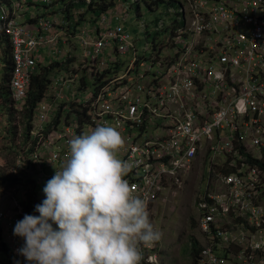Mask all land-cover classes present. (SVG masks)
Listing matches in <instances>:
<instances>
[{"label": "built area", "instance_id": "obj_1", "mask_svg": "<svg viewBox=\"0 0 264 264\" xmlns=\"http://www.w3.org/2000/svg\"><path fill=\"white\" fill-rule=\"evenodd\" d=\"M52 1L0 0V21L13 56L10 101L18 111L27 105L41 63L69 61L51 77L44 95L50 105L41 101L36 108L35 123L27 135L29 149L36 148L30 159L34 165L25 164L28 171H43L46 164L57 168L68 155L70 138L97 124H108L121 134L123 143L117 157L132 165L125 176L129 174L132 179L128 182L133 194L148 203L164 178L178 182L177 178L192 167L197 152L208 155L213 170L207 173V186L198 202L197 229L204 246L196 264H264V0H221L207 16L200 12L207 6L190 11L192 17H202L200 29L221 24L234 31L227 35L213 30L197 38L205 47L224 45L233 47L232 52L173 63L160 72L170 86L157 91L139 67L119 71L128 47L120 39L118 50L108 51L106 40L113 38V28L101 20L104 15L95 17L92 1L78 0L81 4L72 7L68 4L60 15H69L57 32L48 27L51 16L37 17L34 25L20 23L29 3ZM181 1L189 6L188 0ZM90 7L93 10L89 11ZM121 16L117 15L119 19ZM90 23L93 28H88ZM194 38L189 34L187 40L179 42L184 47H199V43L189 42ZM74 41L82 47L76 59L86 67L78 79L65 70L73 65ZM0 43L6 47L4 39L0 38ZM42 49H48L43 57L39 55ZM67 82L71 84L57 102L59 87ZM90 90L88 116L108 115L109 119L87 121L79 132L66 128L64 136L52 134L46 125L48 117L68 110V117L75 119L83 92ZM17 115L20 125L19 112ZM165 118L170 123L163 129ZM19 131L24 132L22 128ZM159 138L164 143L162 149L150 145ZM20 154L18 167L27 159L24 152ZM18 214L0 217L9 248L25 263L17 252L23 240L13 235ZM156 242L141 246L140 264H161Z\"/></svg>", "mask_w": 264, "mask_h": 264}, {"label": "clouds", "instance_id": "obj_2", "mask_svg": "<svg viewBox=\"0 0 264 264\" xmlns=\"http://www.w3.org/2000/svg\"><path fill=\"white\" fill-rule=\"evenodd\" d=\"M122 143L108 124L67 141V157L34 206L38 215L25 213L14 224L25 264H140L141 246L161 238L146 200L124 178L132 165L117 157Z\"/></svg>", "mask_w": 264, "mask_h": 264}, {"label": "bare ground", "instance_id": "obj_3", "mask_svg": "<svg viewBox=\"0 0 264 264\" xmlns=\"http://www.w3.org/2000/svg\"><path fill=\"white\" fill-rule=\"evenodd\" d=\"M80 1H78V0H76V1L75 0H53L51 4H44V3H39V4H43L45 6H48L49 8H47V10L48 11L51 10L52 15H54V14H57L55 12V7L57 5H60V4L64 5V9L61 11V12H63L65 10V8L68 6V4H70L72 7L74 5L81 4ZM87 1H90V0H87ZM220 1L221 0H188L189 6H187V4H185L181 0H133L132 4H130L128 1L117 3L115 8L109 10L108 11L109 13L107 12V14L104 17H102V19H101V20H104L109 26H111L113 28V31H112L113 38L111 40H106V44L108 46V51L118 50L119 40L122 39L123 43L128 47V51H127V54L125 55L124 59L130 57L132 54L134 57L132 60V63L128 67H130V66L136 67L137 66L140 68L142 73L145 72L147 74V76L150 77V81L152 82V87L156 91H157V89H166L170 86V83H169L168 79H166L164 76H162L160 74V72L163 70L166 71L168 68H170V66L173 63H176L179 60H183V62L184 61H186V62L187 61H202L203 58H205L207 60V58H210L211 56H222V55H225L227 53L232 52L233 47H224V45H222L220 47H218V46L205 47V46H203L202 42L200 40H198L197 38L206 37L209 34H211L213 32V30H218L219 32H224L227 35H231L232 33L234 34V31L226 28L224 25H221V24H214L208 28L200 29V26L202 25L201 24L202 22H200V19L202 17H192L191 15H189L190 11H194V10H197L200 8H205L207 6L206 11H200L204 14V16H207L217 5H219ZM142 2H144L146 4V6L148 7L149 12L151 14H157L160 8H162V10H164L166 12V14L161 13L163 15L162 19L158 18V19L154 20L155 21V27H154L155 31L161 33L163 35V39L156 41V43L154 44L153 49L151 51V55L145 60L138 58V56L135 52V44L132 41V37H131L130 33L128 32L126 27L125 28L122 27L123 20L127 19L132 8L135 6V8L138 7V9L140 10ZM206 2H207V5H206ZM39 4L29 3L27 8L37 6ZM94 6L96 7L95 10H97L100 7V3H97ZM27 8H26L25 13L23 14V17H22L20 23H22L23 25H34L35 19L37 17H34L33 19L31 18L27 22H24V20L28 19ZM118 14L122 15L120 18V19H122L121 21L117 17ZM68 15L69 14H67V13L63 14V15L57 14V16H55V17H53L47 21L48 27L50 29H52L54 32H57L60 29L62 23L64 22V20L67 18ZM94 15L96 18H99L98 16H96V14H94ZM38 17H41V19H43V17H45V16H38ZM0 18H1V16H0ZM142 26L144 28L145 23H143ZM93 27H94L93 23H90L88 25V28H93ZM2 30H3V24H2ZM183 30H186L187 32L182 33L181 31H183ZM214 32H216V31H214ZM118 33H119V35H116ZM189 34H192L196 37L194 39H190L189 42L192 45H196V43H199L198 44L199 47H196V46H192V47L185 46L184 47L183 45L180 44V42H179L180 39L187 40V37ZM180 35H181V37H180ZM101 36H103L102 33H101ZM2 46H3V43H0V47H2ZM73 47L76 48V52L73 56V65H72V67H70V69H65V70H68L70 73L74 74L76 79H78L79 77L84 75V73L86 72V67L76 59V54L79 53V51H78V48H77L75 41L73 42ZM175 48H180L181 51L178 53H175L174 52ZM47 50L48 49L40 50L39 55L43 57V54ZM236 51L240 52V48H236ZM57 63L61 64V66H64V65H67V63H69V61L65 62V60L62 59V60L58 61ZM124 66H125L124 61H121L120 66H119V71ZM69 84H71V83L67 82L66 84H63L59 87V92L57 93V102L59 100V95L63 93V91L65 90V88ZM83 93H85V96L81 100L80 107H79V110L76 112V118L75 119H71L70 117H68V114H66V116H64L65 112L66 111L68 112V110H64L62 112V114H60L58 116H49L48 117L46 125L48 126V128L52 134L57 135V136H64L65 134H67L66 128L67 129L73 128L76 132H79L80 128L85 126L87 121L92 120V121H104L105 122L109 119L108 115L95 117V118L88 116L87 111L89 109V103H90L89 96H91L92 93L90 91L83 92ZM43 105H50V101L44 99ZM9 106H10V108L14 107L11 103L9 104ZM169 123H170L169 120H167L165 118L163 120V123H162V128L165 129L166 126L169 125ZM15 126H16V128L19 126V128L16 129L17 133L16 132L15 133L17 135H19L20 137H24L23 135H21L22 131H19L20 128H22L25 131L23 126L21 124L15 125ZM22 144L23 143H21V145ZM150 145L151 146H157L158 149H162L164 147V143L162 142L161 138L154 140L153 143ZM29 146H30V142H28V145L25 147L27 149V151H26V149L17 150V160L20 157H22L20 154L21 152H24V155H26L27 159L24 161V163L20 167H18V165L15 164L14 167H11V171L16 173L18 176H24L25 182L26 181L28 182V177L29 178L32 177L33 178L32 181H33L34 185L38 187L40 182L42 181V179L40 177L41 176L40 171H37L36 173L33 174L32 172H29L28 168L25 166V164L34 165L30 162V159L33 158V155L36 151V148L34 147V148L29 149ZM121 151L123 152L124 149H121ZM199 156H202L201 160L198 158ZM132 159L134 160V158H132ZM62 161H63V159L58 162L57 168L60 166ZM201 163H204L208 166L209 173L213 170V168L210 167L208 155H205V154L201 155V153L197 152L196 156L193 160L192 167L197 169V172H198V169H199V166ZM50 166L55 167L52 165H50ZM0 167H4V165H0ZM192 167L190 168L189 171H192ZM189 171L184 173V175L179 176L178 178L176 177L178 182H176V180L174 178H169V177L164 178L160 183L159 189L154 192V194L152 196L153 198H151L150 201L147 203V210H149L151 203L154 202L155 200H157L160 197V195L166 191L167 187L174 189V188H179L180 186H182L185 182V175ZM43 172H44V170H43ZM36 175H38V178H34ZM124 178H126L127 180H129V179L132 180L129 174L126 175ZM14 190H16V189H14ZM26 190H28V189L26 188L24 191H26ZM12 192H13V190L8 191L7 196L11 197ZM43 195L44 194L42 192V198H43ZM18 204H20V206H19L20 210L16 211V207ZM16 207H15V211H13V210L12 211H6L5 214L19 213L18 216L16 217V221H17V220L21 219L23 217V215L25 214L26 207L24 206L23 203H19V202H17ZM35 214L38 215V213H35ZM0 223H1L0 230L3 229L2 232L4 234V242L7 244L6 235H5V233H6L5 232L6 231L5 230V224H4L3 220L1 219V217H0ZM203 246L200 247L199 253L202 250ZM7 247L9 248L8 244H7ZM9 252L13 257L16 258L15 254L11 251L10 248H9ZM199 253H198V255H199ZM198 255H197V257H199ZM197 257H196V259H198ZM16 259L19 260L18 258H16ZM196 263H197V260H196Z\"/></svg>", "mask_w": 264, "mask_h": 264}, {"label": "rangeland", "instance_id": "obj_4", "mask_svg": "<svg viewBox=\"0 0 264 264\" xmlns=\"http://www.w3.org/2000/svg\"><path fill=\"white\" fill-rule=\"evenodd\" d=\"M125 1H128L130 4H132L133 0H114L113 3L112 0L100 1L103 2L100 3V7H110H108V9L102 14L95 11L94 14H96L98 17L100 15L105 16L109 10L115 8L117 3ZM47 8L49 7L43 4L27 8L28 19L24 20V22H27L29 19H33L34 17L38 16L48 17L51 15V17H54V15H52V11H48ZM63 9V4L57 5L55 7V12L59 15L62 13L61 11ZM161 13L166 14L162 8L159 9L157 14H151L146 4L142 2L140 10L138 7L135 8L134 6L127 19L123 20L122 27H126L130 33L132 41L135 44V52L140 59H147L151 55V51L156 41L163 39V35L159 32H156L154 28V20L163 18ZM143 23H145L144 28L142 26ZM77 48L78 51L81 52L82 47L77 45ZM133 58L134 57L132 54L130 57L122 60L124 61L125 66L121 68L120 72H124L125 69H127V67L132 63ZM0 72L4 75L5 67L0 68ZM90 92L92 93V90H90ZM3 100L5 104L4 106L0 105V115L4 116V128H8L6 129V132H3L4 128L2 125L4 123L2 122L0 124V165H4V167H0V170L4 169L5 167H8L11 170V167H14L17 163V150H24L28 145L29 140L27 136L28 133L26 131L21 133V135L24 137H20L15 133V131L12 133V129L16 130L14 126L18 125V123L16 119L10 121V123H7V117L10 114L9 112H6L8 111L7 101L11 99L7 95H4ZM2 103L3 102H0V104ZM66 114L67 111L65 112L64 116H66ZM10 125L13 126L11 127V134L8 135L7 133L10 131ZM21 143L23 144L21 145ZM13 146L17 147V149H12ZM198 158L201 160L202 156H199ZM54 171V167H51L50 164H46L44 172L40 171V177L42 181L38 187L34 185L32 181L33 178L28 177L27 183L31 184V190L24 191V189H26L25 187H23L24 189L13 190L11 197L0 192L1 215L6 213L5 210L15 211L17 202L25 204V201L29 196L28 194L31 193L34 196V200H37L39 203L42 200V187L45 181L54 174ZM207 173H209L208 166L204 163L200 164L198 172L197 169L192 167V171H189L185 175V182L182 186L174 189L167 187L166 191L163 192L157 200L151 203L148 210L149 219L154 229L161 233V238L158 240V242H156L157 247L160 248L161 264L196 263V261H192L193 259L189 254V249L194 241L197 243L198 249L204 245L201 232L197 229V217L199 207L198 202L200 201L199 198L207 186ZM34 178H38V175H36ZM19 206L20 204L17 205L16 211L20 210ZM1 236L4 238L3 232L0 230V238ZM0 264H9V257L3 251H0Z\"/></svg>", "mask_w": 264, "mask_h": 264}, {"label": "trees", "instance_id": "obj_5", "mask_svg": "<svg viewBox=\"0 0 264 264\" xmlns=\"http://www.w3.org/2000/svg\"><path fill=\"white\" fill-rule=\"evenodd\" d=\"M100 1L104 0H93V6L97 3H103ZM114 0H112L113 3ZM108 7L110 6H101L97 10H94L95 12L104 13ZM93 10L91 7L89 9ZM0 38L4 39V43L6 44L5 47V57L7 62V68L5 67V75L2 80V83H0V99L3 102L0 104L1 106H4L5 102L3 100V96L7 95L11 98V90H10V83L12 80V71H13V56H12V47L10 44V41L7 36H4V31L2 30V24L0 22ZM46 61H50L49 58H47ZM61 67V64L54 63V64H43L41 63L36 71V74L33 78L32 87H31V93L27 99V105L23 109V111H18L16 109V106L10 108L9 104L11 101H7V110L6 112H9V116L7 117L8 121L7 123L12 120H15V118L18 117V112L20 115V124L23 126L25 131L28 133V135L32 132L34 123H35V117H36V108L39 106V103L41 101H44L47 91L49 90L50 84H51V77L56 73L57 69ZM118 69V66L115 67ZM83 84H85V80H83ZM3 116V115H2ZM9 125V124H8ZM13 125H10V131L7 133L8 135L11 134V127ZM8 128V127H7ZM14 128H16L14 126ZM19 126L16 128L18 129ZM16 132V130L12 129ZM17 133V132H16ZM12 149H17V147L13 146ZM34 150V149H33ZM32 150V151H33ZM31 151V152H32ZM17 164V163H16ZM28 184V185H26ZM23 187L27 188L28 190H31V184L25 182L24 176H18L16 173L12 172L8 167H5L4 169L0 170V192L3 194H7L8 191L14 190V189H24ZM25 190V189H24ZM28 199L25 201L24 206L26 207L25 213L28 214H34V206L38 203L37 200H34L33 194H28ZM40 203V202H39ZM2 232V230H1ZM4 235V234H3ZM0 251L5 252L9 257V264H15L17 259L13 257L10 252L9 248L7 247V244L4 242V238L1 236L0 238ZM189 254L192 257V261H196V257L199 253V249L197 248V243L194 241L193 244L190 246ZM20 264H25L24 262L20 261Z\"/></svg>", "mask_w": 264, "mask_h": 264}, {"label": "crops", "instance_id": "obj_6", "mask_svg": "<svg viewBox=\"0 0 264 264\" xmlns=\"http://www.w3.org/2000/svg\"><path fill=\"white\" fill-rule=\"evenodd\" d=\"M3 47V46H2ZM4 51H5V47H3V49H0V68H2V67H6L7 66V62H6V57H5V54H4ZM3 74H1V72H0V83H2V80H3V78H4V75L2 76ZM4 123L2 126H3V128H4V125H5V120H4V116H2V115H0V124L1 123ZM6 129H7V127L6 128H4V130H3V132H6ZM1 130V129H0ZM2 198H4V197H2ZM5 210V209H4ZM4 210H1V211H4ZM5 212H6V210H5ZM0 216H1V213H0ZM0 226H1V224H0ZM3 230V229H2Z\"/></svg>", "mask_w": 264, "mask_h": 264}]
</instances>
